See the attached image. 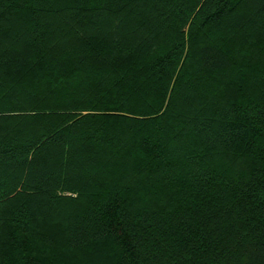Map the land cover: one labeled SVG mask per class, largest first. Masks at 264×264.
I'll use <instances>...</instances> for the list:
<instances>
[{
  "label": "trees",
  "instance_id": "1",
  "mask_svg": "<svg viewBox=\"0 0 264 264\" xmlns=\"http://www.w3.org/2000/svg\"><path fill=\"white\" fill-rule=\"evenodd\" d=\"M0 264H264V0H0Z\"/></svg>",
  "mask_w": 264,
  "mask_h": 264
}]
</instances>
